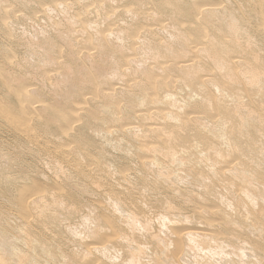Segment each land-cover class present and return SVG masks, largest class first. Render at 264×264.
I'll list each match as a JSON object with an SVG mask.
<instances>
[{"label":"bare ground","instance_id":"6f19581e","mask_svg":"<svg viewBox=\"0 0 264 264\" xmlns=\"http://www.w3.org/2000/svg\"><path fill=\"white\" fill-rule=\"evenodd\" d=\"M0 32V264H264V0H0Z\"/></svg>","mask_w":264,"mask_h":264},{"label":"rangeland","instance_id":"374dc122","mask_svg":"<svg viewBox=\"0 0 264 264\" xmlns=\"http://www.w3.org/2000/svg\"><path fill=\"white\" fill-rule=\"evenodd\" d=\"M11 12V11H10ZM19 15V14H18ZM21 15L22 14H20V17H21ZM39 15V14H38ZM2 35H1V32H0V40L2 39V37H1ZM54 98H56V96L54 97Z\"/></svg>","mask_w":264,"mask_h":264}]
</instances>
